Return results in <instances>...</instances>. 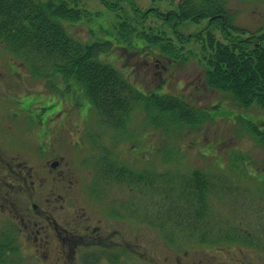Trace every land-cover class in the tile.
Segmentation results:
<instances>
[{"label":"rangeland","instance_id":"374dc122","mask_svg":"<svg viewBox=\"0 0 264 264\" xmlns=\"http://www.w3.org/2000/svg\"><path fill=\"white\" fill-rule=\"evenodd\" d=\"M158 1L136 0L137 6L142 11L153 7L154 4L164 13L182 2V0ZM86 4L89 10L98 11L100 14L93 16L88 22L70 26L69 32L72 36L88 43L117 42L113 51L117 49L120 51H116V58L109 57L108 60L115 61V65L121 69L127 66L132 73L133 81L140 84L142 89L147 93L158 89L157 92L161 94L183 95L189 103L206 109L209 119L197 127L167 126L168 128H165L163 125L153 126L148 114L142 109H137L126 128L125 125L120 128L111 126L107 128L99 125L97 114L93 111L86 118H79L77 114L86 109L72 100L71 102L64 100V94H57V103L66 114L67 132L63 140L75 139L82 144L84 142V146L69 147L72 168L81 175L85 185L84 190L90 189L91 194L100 203L104 195V201L107 203L108 190L111 188L113 190L115 187L102 178L93 177L94 175L89 172H93L97 160L109 152L122 166L130 167L138 173L158 171L167 174V179H172L176 173L189 174L193 170H201L225 181L221 190L218 193L216 191L210 200L212 208L208 224L212 231L210 236L216 243L212 245L200 244L196 238H192L186 232L173 233L172 230H162L155 225L152 220L156 219L160 210L154 203L161 199V195L157 193L149 196L146 192H142L143 198L141 200L136 198L137 204L131 202L126 211L128 212L127 232L132 236L129 239L130 244L144 257V260L131 255L129 264H264V145L254 137L250 128V124H254L257 129H263L261 132L264 135V111L257 106L249 109L241 108L230 94L212 90L205 85L206 68L203 65L202 49L199 44L191 42L182 52L191 55L187 61H180L165 72L163 63L157 66L155 60H147L148 63L145 64L140 54L123 50L129 47L127 46L129 41L123 36V26L133 24L127 13H123V10L110 12L100 0H86ZM228 7L235 13V25L239 28L256 33L264 31V0H229ZM143 24L144 28L140 32L144 31L151 35V32L147 31L149 27L154 28V31L165 30L167 37L179 45L169 28L156 17L150 16ZM205 25V22L200 25L188 24L180 31L190 35L197 33ZM136 27L141 29L142 26L137 24ZM215 34L218 39L222 37L218 30ZM133 36L135 38L133 42L143 43L144 46V38H138L137 33ZM148 45L155 50V46ZM152 49L144 47L142 54L147 56L154 54ZM156 57L166 60L162 56ZM9 61L16 63V69L12 70V73H9ZM0 73L6 74L5 76L0 74L2 90L13 95L0 93V116L3 120L9 110L16 119V115L20 113L19 109H23L22 105L33 106L35 104L33 97H36L37 93L50 95L44 79L35 76L19 57L10 55L1 43ZM167 74L170 76L167 77ZM10 76H13L17 82ZM59 81L56 80L55 83ZM32 93H35L34 96L29 95ZM25 94L30 97L28 95L19 97L15 102L19 101L21 104H13L14 98ZM47 100L52 102L51 98ZM40 102L42 103L35 104L40 110H45L53 104V102ZM81 102L87 108L91 106L83 96ZM53 111H59L58 107L47 109L46 112ZM16 120H18L16 131L12 135H9L0 124L5 148L24 153L15 155L25 160L29 158L28 156L39 157L40 148L37 143L35 144L34 136L27 132L28 129L23 130V123L19 122L23 119ZM70 134L74 135L72 139ZM85 136L89 137L84 138ZM87 174L91 176L88 177ZM165 184L172 186L173 182L166 181ZM179 184V181H176L174 187L177 189ZM126 192L130 197L132 194L137 197L136 190L127 188ZM94 197L91 196L89 199L92 204L97 202ZM28 199L29 196H20L18 205L24 207L25 200ZM5 203L9 206L6 214L12 219L10 209L13 207V201L9 197ZM110 205L116 208V211L121 208L116 203L109 202L104 210L110 209ZM139 207L145 210L144 220L139 218V216L143 217ZM110 211L111 209L108 210ZM7 219L3 220L0 211V235L6 229L3 225H7ZM167 228L171 227L167 225ZM238 234L246 236V243L228 240ZM248 235L252 237V241H255L254 244H251ZM23 245H21L23 248L21 260L15 264H41L31 244ZM98 264H107V262H98Z\"/></svg>","mask_w":264,"mask_h":264},{"label":"trees","instance_id":"16d2710c","mask_svg":"<svg viewBox=\"0 0 264 264\" xmlns=\"http://www.w3.org/2000/svg\"><path fill=\"white\" fill-rule=\"evenodd\" d=\"M124 2L134 11L133 22L142 24L150 16H157L178 43L201 44L206 68L204 83L208 88L231 93L241 108L257 106L264 110V33L258 35L234 27L233 17L226 8L227 0H183L177 9L163 14L156 9L142 11L134 0H102L113 12L122 10ZM95 14L99 13L84 8L82 0H0V42L30 62L35 72L42 73L49 68L55 75L62 76L65 83L81 84L91 103L115 126H124L138 104L155 124L198 125L206 119L203 109L179 97L144 95L135 89L116 67L102 61V57L113 53L111 42L84 43L69 35L66 24ZM207 19L209 23L200 33L185 35L180 31L188 24H199ZM212 28L221 30L226 41L219 40ZM122 31L130 44H134L131 39L137 33L160 49L166 58L180 59V51L166 31L154 32L150 28L151 35L138 34L136 28L126 24ZM255 133L264 143V137ZM210 180L199 171L184 177L178 201L172 200L163 212L165 220L184 232L198 235L202 243L207 242L210 234L202 227L208 213V195L214 187ZM145 181L152 186L153 173H147ZM176 202L184 205H174ZM15 249L14 243L4 236L0 242V264L6 263V254L15 255Z\"/></svg>","mask_w":264,"mask_h":264},{"label":"flooded vegetation","instance_id":"af4514ba","mask_svg":"<svg viewBox=\"0 0 264 264\" xmlns=\"http://www.w3.org/2000/svg\"><path fill=\"white\" fill-rule=\"evenodd\" d=\"M15 64V61L8 63L10 73L16 69ZM10 78L16 81L13 76ZM2 87L0 79V93L13 96L3 91ZM27 95L17 96L13 104H21L15 101ZM33 98L35 104L42 103L40 101L52 103L39 94ZM56 102L45 110L36 108L35 104L28 107L22 105L23 109H19L20 113L16 115V119H23L19 121L23 123V130L28 129L27 132L34 136L35 144L40 148L39 157L27 155V160L17 157L15 154L24 153L7 150L0 133V209L2 212L8 211L9 206L5 202L10 197L13 201L10 211L18 227V234L36 247L43 264H97L99 260L113 264L128 263L131 252L129 239L132 236L127 232L126 209L131 200L126 189H130V177L117 174L107 176L98 168L89 172L104 181L112 179L106 181L115 187L108 190L107 203L104 195L100 203L90 189L84 190L81 175L72 168L69 150V147L84 146V142L63 140L67 132L63 108L46 112L47 109L57 107ZM10 112L4 120L0 116V124L12 135L18 120ZM77 115L83 118L84 112ZM70 137L72 139L74 135L70 134ZM20 196H29L24 207L18 205ZM91 196L97 200L95 204L90 202ZM109 202L121 208L116 211L110 205L113 213L108 212L109 208L104 210ZM139 218L144 220L142 216Z\"/></svg>","mask_w":264,"mask_h":264}]
</instances>
